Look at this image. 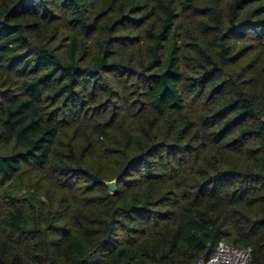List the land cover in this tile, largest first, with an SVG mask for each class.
<instances>
[{"label":"trees","instance_id":"obj_1","mask_svg":"<svg viewBox=\"0 0 264 264\" xmlns=\"http://www.w3.org/2000/svg\"><path fill=\"white\" fill-rule=\"evenodd\" d=\"M220 241L264 264V0H0V264Z\"/></svg>","mask_w":264,"mask_h":264},{"label":"built area","instance_id":"obj_2","mask_svg":"<svg viewBox=\"0 0 264 264\" xmlns=\"http://www.w3.org/2000/svg\"><path fill=\"white\" fill-rule=\"evenodd\" d=\"M252 249H240L220 241L216 249L209 256H203L193 264H250Z\"/></svg>","mask_w":264,"mask_h":264},{"label":"water","instance_id":"obj_3","mask_svg":"<svg viewBox=\"0 0 264 264\" xmlns=\"http://www.w3.org/2000/svg\"><path fill=\"white\" fill-rule=\"evenodd\" d=\"M116 179H113L111 181H106V185L108 186V188L111 190V191H116L117 187H116ZM207 253H209V250L207 251Z\"/></svg>","mask_w":264,"mask_h":264}]
</instances>
